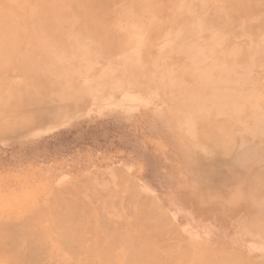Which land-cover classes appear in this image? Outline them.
<instances>
[{
  "label": "rangeland",
  "instance_id": "obj_1",
  "mask_svg": "<svg viewBox=\"0 0 264 264\" xmlns=\"http://www.w3.org/2000/svg\"><path fill=\"white\" fill-rule=\"evenodd\" d=\"M0 264H264V0H0Z\"/></svg>",
  "mask_w": 264,
  "mask_h": 264
},
{
  "label": "bare ground",
  "instance_id": "obj_2",
  "mask_svg": "<svg viewBox=\"0 0 264 264\" xmlns=\"http://www.w3.org/2000/svg\"><path fill=\"white\" fill-rule=\"evenodd\" d=\"M230 3H231V2H230ZM231 4H232V3H231ZM191 49H192V48H191ZM193 49H194V48H193ZM208 49H209V48H208ZM195 50H196V49H195ZM204 51H205V50H204ZM210 51H211V50L209 49V52H210ZM206 52H208V50H207ZM192 53H193V52H192ZM206 54H207V53H206ZM208 55H210V54H208ZM211 55H212V54H211ZM211 55H210V56H211ZM198 57H199V56H198ZM198 57H197V58H198ZM202 59H203V58H202ZM221 76H222V75H221ZM254 119H255V118H254ZM254 121H255V120H254ZM254 121H253V122H254ZM254 125H255V124H254ZM253 128H254V127H253ZM255 145H256V144H255ZM244 147H245V146H244ZM253 148H255V147L252 145L251 147H247V150H251V151H252ZM244 151H245V150H244ZM242 152H243V151H242ZM254 152H255V151H254ZM251 159H252V158H251ZM251 159H250V161H251ZM73 219H74V218H73ZM75 219H76V218H75ZM75 219H74V220H75ZM71 221H73V220L71 219ZM75 221L77 222V221H78V218H77ZM75 221H74V222H69V223H72V224H75V225H76V222H75ZM81 221H82V220H81ZM65 222L67 223V221H65ZM69 223H68V225H70ZM77 224L80 225L78 222H77ZM64 225L66 226L65 223H64ZM78 225H76V226H78ZM65 226H63V227L65 228ZM80 226H81V225H80ZM66 227H67V226H66ZM71 227H72V226H71ZM64 228H63V230H64ZM73 228L76 229V227H72V228H70V226H69V229H70V230L72 229V231H73ZM79 228H80V227H79ZM67 229H68V228H67ZM67 229H66V231H67ZM75 229H74V230H75ZM77 230H78V228H77ZM80 230H81V228H80ZM78 231H79V230H78ZM73 232H74V231H73ZM69 233H70V232H69ZM67 234H68V233H67ZM76 234H77V232H76ZM80 234H81V233H80ZM68 235H69V234H68ZM73 235H74V234H73ZM69 236H71V235H69ZM76 237H77V236H76ZM78 237H79V235H78ZM70 238H72V237H70ZM70 238H68L69 241L66 240V244H67V242H69V244H70ZM73 238H75V236H73ZM73 238H72L73 241L78 242V241L76 240L77 238H75V239H73ZM78 239H79V238H78ZM72 240H71V244H70L71 246L73 245ZM78 244H79V242H78L76 245L74 244V246L77 247ZM67 246H68V244H67ZM71 246H70V248H71ZM68 247H69V246H68ZM79 247H80V246H79ZM71 249H73V248H71ZM76 249H77V248H76ZM71 251H74V249L71 250Z\"/></svg>",
  "mask_w": 264,
  "mask_h": 264
}]
</instances>
